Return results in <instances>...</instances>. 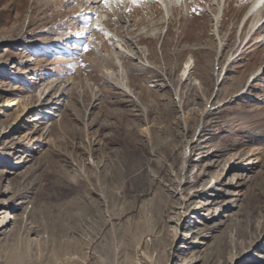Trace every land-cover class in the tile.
<instances>
[{"label": "rangeland", "instance_id": "374dc122", "mask_svg": "<svg viewBox=\"0 0 264 264\" xmlns=\"http://www.w3.org/2000/svg\"><path fill=\"white\" fill-rule=\"evenodd\" d=\"M95 1L0 0V264H264L253 0Z\"/></svg>", "mask_w": 264, "mask_h": 264}, {"label": "bare ground", "instance_id": "6f19581e", "mask_svg": "<svg viewBox=\"0 0 264 264\" xmlns=\"http://www.w3.org/2000/svg\"><path fill=\"white\" fill-rule=\"evenodd\" d=\"M97 1V0H96ZM96 1L95 2H93V3H91L90 5L92 6H94V4H96ZM103 0H101L100 1V3L102 2ZM128 1H130V0H128ZM139 1H141V0H138V2ZM148 1V0H147ZM151 1H154L155 3H158V4H160L161 6H163L165 9H166V11L168 12V14H169V11H172L173 10V6L174 5H176V3H178L177 1H179V0H151ZM215 1V3L217 4V6L219 7L221 4H223L222 5V9H221V14H222V16H221V19L219 18V16H216V24H215V28H216V32H212L211 33V36L213 37V38H215L216 40H218L219 41V44H221V37H220V32H219V28L218 27H220V24H221V21H222V18H223V11H224V8H225V4H226V1L227 0H214ZM236 1H243V0H236ZM110 2H115V3H117V0H110ZM262 2V0H253L252 1V3L250 4V6L248 7V10H247V13L245 14L246 16H247V21H246V25H247V27H250L249 28V30H248V32L246 33V35L248 36V35H250V34H252V32H253V30L256 28V27H258L257 28V30L255 31V34L256 33H258V32H261V30L262 29H264V21H263V19L264 18H262L261 16H262V12H263V8H264V4L262 5V6H260V7H256L257 5H259V3H261ZM111 3V4H112ZM123 3H127L126 2V0H123ZM129 3V2H128ZM127 3V4H128ZM213 5V4H212ZM245 6V5H244ZM97 7V6H96ZM175 7V6H174ZM87 9H89V8H87ZM242 9V8H241ZM240 11V10H239ZM171 15V14H170ZM86 27V26H85ZM85 27L83 26L82 27V29L81 30H83L84 31V29H85ZM243 28H245L246 29V26H244ZM92 29H95V27H92ZM107 30V29H106ZM243 30V29H242ZM84 34H86V32L84 33ZM79 35H77L76 37H78ZM254 36V35H253ZM253 36H251V38L253 37ZM251 38L246 42H244L245 43V45L246 44H248L250 41H251ZM245 39H246V37H245ZM78 40H80V39H77V40H75V41H78ZM244 41V40H243ZM243 41H241V42H239L240 43V45L243 43ZM78 43V42H77ZM53 45H58V43L57 42H53V43H49V44H43L42 46H47V47H51V46H53ZM115 50V52L113 53V55H112V57H111V59L114 61V63L117 65V67L119 68V74H118V77H114V73H111V72H107V74H108V76H109V78H110V80H112V81H114L115 83H117V84H119L120 85V87L122 88V89H124V90H126V91H128V89H127V87H126V85L124 84L125 83V76H124V74H123V66H122V63L120 62V57H119V55H120V53L119 54H117V52H119L118 51V49H117V47L116 48H114ZM28 62H26V64H27ZM191 59H188L187 61H186V63H185V68H184V70H183V76L185 77V80L187 79H189L191 76H192V70H191ZM125 71V70H124ZM61 83H63V81H61V82H57L56 84H54L53 82L52 83H50V84H48L47 86H45L44 87V89L47 91V94L48 93H50L51 91H53L55 88H56V85L57 84H60L61 85ZM37 107H38V109H43L44 107H46L47 108V106L48 105H45L44 103H42V101L41 100H39L38 101V103H37V105H36ZM49 108H50V106H49ZM29 109H28V107L27 106H24L23 108H22V111H28ZM48 111H51V110H49L48 109ZM53 114H51L50 112L48 113H46V115L45 116H52ZM54 116V115H53ZM254 152L253 151H251L250 152V154H253ZM5 225H3V226H1L0 227V230L4 227Z\"/></svg>", "mask_w": 264, "mask_h": 264}, {"label": "snow or ice", "instance_id": "6c2138e0", "mask_svg": "<svg viewBox=\"0 0 264 264\" xmlns=\"http://www.w3.org/2000/svg\"><path fill=\"white\" fill-rule=\"evenodd\" d=\"M118 3H123V0H117ZM131 3L135 4L138 2V0H130ZM103 3L105 5H108L110 3V0H103ZM87 50V49H86Z\"/></svg>", "mask_w": 264, "mask_h": 264}]
</instances>
